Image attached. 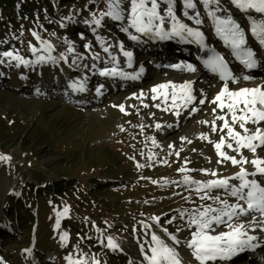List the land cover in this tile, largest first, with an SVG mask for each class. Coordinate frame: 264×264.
<instances>
[{
	"label": "rangeland",
	"instance_id": "374dc122",
	"mask_svg": "<svg viewBox=\"0 0 264 264\" xmlns=\"http://www.w3.org/2000/svg\"><path fill=\"white\" fill-rule=\"evenodd\" d=\"M65 2L71 3L72 0H62L61 7ZM12 3L14 4V1ZM23 3L28 8L21 14L26 16L25 22L29 24V31L36 32L41 41L51 44V51L55 55H51L50 52L43 53L41 42L36 40L31 33L26 34V38L15 47L11 43L13 41L12 28L0 17V53L12 51L30 61L29 64L19 67L16 66L15 61L10 62L7 58H3L4 62L0 63V111H5L0 114V157H4V159H0V208L3 206L2 213H4V207L11 208L10 200H13L14 197L20 196V200L23 201L21 193L24 195L30 193L36 197V193L40 190L41 193L53 191L55 195H58L57 190L65 187L64 193L70 194L77 201L76 209L73 208L75 215L86 213L93 217L94 223L101 226L105 223L103 218H100L102 209L108 214L122 212L124 215L118 220L114 219L112 224L129 228L127 232L114 240L121 251L129 255L124 254V257L118 258L113 254H107L104 261L100 262L91 250L83 245V248H77L80 246L77 244L75 245L77 249L73 250L74 256H71L74 260H77L75 258L77 256L84 259L87 264H93V259L98 260L99 264H129L130 261L134 264H146L140 252V245H144L147 250L150 247V232L154 231L169 246L176 250L182 249L178 253L187 264H198L191 257L190 250L184 243L186 239L190 238L191 231L187 228V214L197 207L213 202L201 200L199 198L201 194L195 191L196 185H184L182 183L183 176L188 175L194 180L206 182L209 179L234 175V167L229 162L216 163L218 157L214 152L213 143L209 142H218L220 136L226 132L213 133L210 123H202L214 117L212 110L216 108V105L210 103V100L218 89V84L216 85L217 89L212 92L204 105L195 101L188 108H184V111H188L189 114L195 115L198 112L201 114L195 118L198 125L194 132L185 131L174 136L179 129L175 124V127L168 128V133H165L164 127L171 122V119H174L175 115L163 111L164 108L157 110L154 105L158 104L157 102L161 99L153 101L150 89L164 81L183 83L187 74L185 71L161 68L163 61H168V64H176L175 61L170 60L169 51L158 55L162 57L161 59L156 57L150 61L149 56H146L149 54L150 43L141 38V42H139L141 47L133 50L135 65L130 70L137 69L141 63L139 60L144 58L142 66L149 77L142 81L145 84L144 87L137 86L136 94L128 95L125 94L127 90L117 89L120 86V80L114 82L110 79V82L109 77H106L103 82V80L101 81L102 76L99 75V71L105 68L103 66H108L111 61L109 53L115 56L117 51L118 55L115 56L117 63L112 66L130 74V70H124L125 63L119 49L121 44L124 49H133L129 44L130 41L119 38V35H125L128 38V33L120 30L126 22L112 21L108 17L101 18L100 16L101 13L108 10V0H99V5L97 2L90 4L85 0L83 8L86 11L82 12L77 22H72L74 28L69 27L70 21L63 22L66 14L72 9L71 7H65L66 14L60 9L58 10L59 15L54 14L53 16L47 8L46 0H23ZM194 3H197L198 7L194 11L187 10L189 14L192 15L196 11L202 13L203 7L199 0H194ZM123 7L127 9L129 6L124 4ZM165 8L166 5L161 4L159 10L163 12ZM174 11L178 18L186 19L182 15L183 9L180 0H177ZM94 16L101 19L100 27L91 23ZM85 21L89 23H85ZM61 22L63 23L61 24ZM40 23L42 24L40 25ZM108 32H113V35L108 36ZM130 32H134V30L130 29ZM31 39H35L37 42L39 49L36 53L29 50ZM171 41L173 39L166 41L169 47L172 45ZM86 44L90 47L85 48ZM70 45L73 48L72 52L68 51ZM108 45H111L109 53H105L103 46ZM97 53L100 59L94 60L93 57ZM49 55L55 58V62L47 60L44 63H31L36 60L37 56L47 58ZM65 60L68 61V64L65 63ZM152 64L158 67H152ZM87 72L96 73L97 77L88 78L85 75ZM67 73L75 78L69 80ZM193 74L196 75L197 72ZM257 76L260 75L253 77ZM54 78H62L70 83L84 82L91 89L92 95L88 101H76L75 103H66L58 97L46 95L42 92L41 86ZM98 79L103 82L101 92L110 90L109 92L98 94L95 91L101 86L93 85ZM193 79V75H191L189 80L193 81ZM206 81H209L208 78L202 74L196 79V83ZM240 84L242 83H230L229 87L236 89L241 87ZM198 91L199 89L196 88L195 92ZM140 93L144 94L143 97L136 98ZM120 106L124 108L123 112L120 110ZM193 106H198L200 109L193 113L189 110ZM222 113L217 109L216 114ZM189 114H186L181 122H185ZM5 120L12 122L11 133L2 128ZM156 124H160L161 127L157 129ZM219 125L220 123L217 121V126L219 127ZM159 134H163L162 139L158 138ZM202 135L207 136L208 139H201ZM165 136L170 139H165ZM153 140L156 141L155 144H153ZM122 144L123 147L118 149ZM63 145L67 147L65 151H62ZM92 145L99 147L96 148ZM168 145H172V147H168ZM224 150L229 154L230 150L227 148ZM104 151H108V159H105ZM262 151L264 152V149ZM177 152L179 156L176 155ZM214 155L215 159L212 158ZM124 158L127 160L125 161ZM165 161L167 163H164ZM111 164L116 169L112 168ZM181 167H185L189 171L181 173L178 171ZM200 170H205L206 173L216 171L218 176L213 177ZM119 172H125V176H128L129 173L134 174L128 177L134 176L135 179L121 185L119 193L109 192L106 187L117 183L115 179ZM151 180L155 182L156 186L142 185ZM165 180L166 184L172 188V192L171 189L165 191L168 189L164 185ZM23 190L28 193L22 192ZM218 192L222 199L229 200L230 203L234 202V198L227 197L224 191ZM216 194L217 191L214 190L212 195ZM113 202H117L115 206ZM192 203L197 204V207L188 208L186 206ZM34 207L33 204V213ZM172 212L174 214L183 212V219L179 218V221L163 228H167L169 233L175 234L179 238V245H174L163 231L155 226L152 219L158 216L159 218H168V213ZM13 215L15 216V214ZM58 215L57 212L53 213L46 207L44 213L40 211L39 215L34 216L36 218L35 231L38 229V222L40 234L43 235L37 244H43L44 251L51 250L55 243L68 246L72 240L69 233H62L59 230ZM18 217L19 214L16 218ZM256 218L259 219V215ZM240 219L252 222L253 215L241 216ZM237 222L238 219L234 223L241 224ZM145 224L151 227L144 228L142 225ZM178 228L181 231L177 232ZM218 231H227V228L224 227L223 230ZM247 231L251 235L257 234L264 237V232L255 227L253 223L249 225ZM65 234L67 239L62 240L61 237ZM49 236L53 237V242ZM76 241L78 238H74V242ZM18 242L15 239L8 247H0V259L4 260L3 264H11L8 262L11 257L16 261L14 257L18 252ZM9 250H13V253H9ZM48 259L49 261L38 260L36 264H60L62 258L53 255ZM17 264H25V261L20 260Z\"/></svg>",
	"mask_w": 264,
	"mask_h": 264
},
{
	"label": "snow or ice",
	"instance_id": "6c2138e0",
	"mask_svg": "<svg viewBox=\"0 0 264 264\" xmlns=\"http://www.w3.org/2000/svg\"><path fill=\"white\" fill-rule=\"evenodd\" d=\"M183 9L182 15L187 20L193 22L195 25L200 26L205 21L201 16L206 14V17L211 20L214 28L215 35L223 41L227 48H230L232 54L236 57L241 65L247 70L257 68L258 61L256 59V52L248 47V41L245 37V27L238 23L233 16L228 12L222 4V0H199V3L204 9V13L196 11L190 15L187 10H194L197 8V3L194 0H180ZM177 0H108V10L100 14L101 18L108 17L112 21H125L120 30L128 33V39L131 41H139L141 36L148 37L149 39H159L167 41L177 39L184 43H195L200 46L201 50L205 49V34L200 31L198 27H190L187 23L182 22L178 18L177 13L174 11V6ZM230 6L234 7L240 13L245 14V23L250 25L251 36L258 41V46L264 49V0H228ZM128 4V8L123 7ZM161 4L166 5L163 14L160 9ZM211 6V7H210ZM218 13H221L218 15ZM255 14L259 18H254ZM170 22L171 27L168 28ZM85 23H89L85 21ZM91 23L97 27L101 26V19L93 17ZM134 30V32H130ZM135 33V34H134ZM32 36L41 42L45 51L50 52L52 45L46 41H41V38L36 32L31 33ZM139 34V35H137ZM90 47L85 45V48ZM109 47L103 46V51L109 53ZM122 56L126 58L128 67L132 66L133 52L124 49V46L119 45ZM29 50L33 53L37 52L35 47L29 45ZM69 52L73 51L71 45L68 48ZM3 58H7L10 62L15 61L16 66L27 65L30 61L23 59L18 53L14 54L12 51H4L0 53V63H3ZM109 58L115 65L117 63L116 57L109 53ZM94 60H99L97 53ZM47 60L55 62V58L49 55L47 58L37 56L35 61L31 63H44ZM204 66L212 73H216L222 81V86L219 92L210 100V103L216 105L213 108L214 118L210 122L211 131L216 133H226L220 136L218 142H212L218 157L216 163L224 164L230 162L233 167H238V172L235 175L228 177H220L217 179H209L206 182H201L192 179L188 175L183 176L182 183L184 185H196L195 191L201 194V200H211L213 203H206L195 210L188 212L187 228L190 231V238L185 240V246L190 250L191 257L198 262V264H206V262L215 261H231L233 258L243 254L246 250H252L258 247V237L250 235L245 230L243 224L234 223L235 220L241 216H246L250 213H258L259 219L253 216L252 223L258 227L260 231L264 232V158L256 155L258 149H264V85H256L254 87H238L231 89L229 84H239L242 79L250 81L253 79L249 75L236 76L229 69L228 63L224 56L217 53L215 50H210L207 59L203 60ZM87 67V65H86ZM169 67L195 73L196 67L192 64H172ZM144 69L141 68L140 72L135 75H127L122 70L113 66L111 68L105 67L99 71L102 77L119 76L123 79L137 80L143 74ZM73 91L84 92L85 84L81 82H73L69 84ZM96 88L95 91L100 94L101 88ZM171 89V91H165ZM177 89H179V99L181 104H177L178 96ZM151 99L153 101L158 98L162 103L171 98L172 104L167 105L163 111H173V115L179 116L180 107L188 108L197 100V96L193 94L194 87L191 80L185 81L180 84L173 82L160 83L150 89ZM140 93L136 98L143 97ZM205 99L198 100V104L204 105ZM147 107L148 105H144ZM160 108V104L154 105ZM217 109L224 114H216ZM123 112L124 108L120 106ZM195 113L198 109L193 106L189 109ZM230 117V119L226 118ZM216 121L223 123L218 127ZM202 123L208 124V121ZM252 125L253 127H249ZM160 124H156L159 129ZM237 128L239 130H237ZM201 139L207 140L208 137L202 135ZM183 139V138H182ZM156 143L155 140L152 141ZM190 143V141H189ZM172 147V145H168ZM227 148L236 155H229L223 149ZM242 150H247L252 153V159L243 155ZM195 151V150H194ZM179 156V153H176ZM4 159V157H0ZM187 162V161H186ZM164 163H167L166 161ZM253 166L252 171H248L244 167L245 164ZM143 167V165H140ZM179 172L184 173L189 171L185 167L178 169ZM205 172V170H200ZM213 177H217L218 173L212 171L206 173ZM249 177H252L251 179ZM255 177H260L258 180ZM231 181H238V184H232ZM214 190H223L224 193L234 198V202L222 199L217 191L216 195H212ZM216 205V206H214ZM67 212V209H65ZM184 213H180V218L183 219ZM154 224L160 228L163 233L172 241L174 245H179L180 240L175 234L168 232L167 228H163L159 223V217H153ZM173 221L168 220L171 224ZM59 226V220H57ZM144 228H150L149 225H142ZM220 227L227 228V231H218ZM194 229V230H192ZM135 231V230H134ZM181 229H177V232ZM66 240V234L61 237ZM150 247L145 249L144 245H140V252L143 261L146 264H185L180 258L176 248L169 246L162 240L154 231L150 232ZM108 248L112 250H120L119 245L112 239H107ZM150 253V254H149ZM68 264H87L83 259L74 260L71 256L65 258ZM93 264H99L98 260L93 259ZM129 264H134L130 261Z\"/></svg>",
	"mask_w": 264,
	"mask_h": 264
},
{
	"label": "bare ground",
	"instance_id": "6f19581e",
	"mask_svg": "<svg viewBox=\"0 0 264 264\" xmlns=\"http://www.w3.org/2000/svg\"><path fill=\"white\" fill-rule=\"evenodd\" d=\"M187 22V24L190 26V27H194L195 25H192V23L189 21V20H187L186 21ZM171 27V24H170V22L168 23V28H170ZM201 31V30H200ZM109 35H112L113 34V32H109L108 33ZM135 34V33H134ZM137 35H139V34H137ZM142 37H144L145 39H147L148 41H149V43H153V44H161L162 42H164V41H161V40H159V39H149L148 37H145V36H142ZM215 37H217V36H215ZM119 38L121 39V40H127L126 39V37L124 36V35H119ZM137 42H135V43H133V49H137L138 47H139V44H136ZM193 44H195V43H193ZM206 44H210L209 42H207ZM211 44L214 46V44L211 42ZM210 44V45H211ZM125 50H128V49H125ZM129 51V50H128ZM224 52V50H222V52H220V54L223 56V53ZM115 56H117L118 55V51L114 54ZM122 57V59H123V61H124V57L123 56H121ZM234 61H237V62H239L237 59H235ZM125 63V62H124ZM199 64H203V61H199ZM113 65V63L110 61L109 62V65L107 66V67H111ZM258 65L260 66V68L263 70V65L261 64V61L258 63ZM113 67V66H112ZM141 68H143V66L141 65L140 66ZM258 67V66H257ZM202 68H204V67H202ZM131 69V68H130ZM129 69V70H130ZM175 69V68H174ZM205 69H207V68H204V70ZM255 70H256V68H255ZM182 72H184L183 70H182ZM206 72H207V78H208V80L209 81H206V82H204V83H196V79H194L193 81H191L192 83H193V86H195V91H196V88H198L199 89V91L198 92H195L194 91V95H196L197 96V100H196V102H198V100L199 99H201V98H203V99H205V101L210 97V95L212 94V92H214V90L215 89H217V83H218V86H219V88H221L220 86H222V81H220L219 80V78L216 76L217 74L216 73H212L210 70H206ZM262 72V71H261ZM89 74H92V75H95L96 73H89ZM130 74H133V75H135L136 74V70H130ZM67 76H68V79L69 80H71V79H74L75 77H72V76H69V74L67 73L66 74ZM236 76H241L240 74H237ZM109 77V78H108ZM118 76H115V77H112V76H107V78L110 80V78L112 79V80H115V78H117ZM104 78H106V77H104ZM147 77H143L142 78V76H140L139 77V79H137V80H133V81H131V82H129L130 83V85H128V86H126V87H123L122 88V90H127L126 92H125V94H128V95H134V93L137 91V86H145V84L142 82L144 79H146ZM121 79H123V78H121ZM198 79V78H197ZM261 80V76H257V77H253V79L248 83V84H246V85H244V84H240L241 86H252V85H254V84H256V80ZM103 80V82H104V79H102ZM101 80V81H102ZM108 81V80H107ZM240 81H242V79L240 80ZM240 81H239V83H240ZM167 82H173V81H164V83H167ZM174 83V82H173ZM58 87V86H57ZM217 89L215 92H214V95L216 94V93H218L219 92V90L220 89ZM231 88V87H230ZM167 91H171V89H168ZM102 93V92H101ZM137 93V92H136ZM135 93V94H136ZM180 93H179V89H177V96L179 95ZM170 99L171 98H169L168 99V101L166 102V104L165 103H162L161 102V100L160 101H158L157 103L158 104H160L161 105V107L160 108H157V110H160L161 108H165L167 105H171L172 104V101H170ZM95 103V102H94ZM177 104H181V101H179V99L177 100ZM197 107V109H199L200 107H198V106H196ZM176 109H172V110H169V111H166L167 113H169V114H171V115H173V111H175ZM179 111H180V115L179 116H176L175 115V117H174V119H171L170 121V123L169 124H167L165 127H164V132L165 133H168V128H173V127H175V124H177L178 125V131L175 133V135L174 136H176L177 134H181L182 132H185V131H187L188 133H192V132H194L195 131V128L197 127V125H198V121L195 119V118H197V117H199L201 114L198 112V113H196L195 115L193 114V115H191V114H189L188 113V111H184V108L183 107H180L179 109H178ZM224 112H226V110H224ZM224 112L222 113V114H224ZM186 114H189V116H188V118L186 119V121L185 122H181V120H182V118L186 115ZM213 118L214 117H212V118H209L208 119V122L210 123L212 120H213ZM226 118H228V119H230V117H226ZM217 122V121H216ZM222 121H220V123H221ZM226 132V131H225ZM158 138H160V139H162L163 138V134H159L158 135ZM165 139H170L168 136H165L164 137ZM92 146H94V147H96V148H98L99 146L98 145H92ZM121 147H123V144L122 145H120V147H118V149H120ZM214 152H215V149H214ZM213 159H215V155H214V157H212ZM7 178H9V176H7ZM219 178V177H218ZM4 180H5V177L3 178ZM232 182V181H231ZM236 182H233L232 184H235ZM72 187H74V186H72ZM215 191H220V190H215ZM114 193H118L117 191H113ZM117 202H113V204H114V206H115V204H116ZM102 204H103V202H102ZM7 214H9V215H7L8 217H6V219H7V222L9 223V224H11L12 223V219L10 218L11 217V215H10V213L9 212H7ZM111 214V213H110ZM258 215V214H257ZM224 229V227H220L218 230H223ZM76 235V238H80L81 237V235H79V234H69V236L74 240V236ZM92 235V234H91ZM255 235H257V234H255ZM258 236V235H257ZM259 242H261L260 240H257V243H259ZM256 243V242H255ZM96 248H99V246H96ZM9 253H13V250H9ZM259 253H261V255H263V253H262V251L259 249ZM215 263L216 264H220L221 262L220 261H215Z\"/></svg>",
	"mask_w": 264,
	"mask_h": 264
},
{
	"label": "trees",
	"instance_id": "16d2710c",
	"mask_svg": "<svg viewBox=\"0 0 264 264\" xmlns=\"http://www.w3.org/2000/svg\"><path fill=\"white\" fill-rule=\"evenodd\" d=\"M10 1H14V4ZM33 1V0H31ZM46 2L48 3V10L53 14H56L58 16L59 12L58 10L62 9L63 12L67 11L65 7L68 6V3H64V6L61 7V2L62 0H46ZM73 2V6L71 5V7L74 8V14L76 15L77 13V9H76V4H83V1L80 0H72ZM10 6H12V8H10ZM26 8H28L24 3L23 0H0V11L2 12V14L0 15V17L5 21L4 23L8 24V26H11V31L15 32V35L18 36V38H20L21 40L24 39V35L23 34H28L31 33V31H29V24L26 21V16L22 15L21 12L24 10H27ZM7 9V10H5ZM68 13L67 16L71 17L70 20H75L76 16ZM42 23H40L41 25ZM68 27V26H67ZM69 27H73V25H69ZM30 45L34 44L33 46H36L35 43V39H31L29 42ZM5 113V111H0V114ZM12 124L11 121L9 120H5L4 125L2 126V128H4V130L8 131V132H12V128L10 127V125ZM67 149L66 145H63V150L65 151ZM103 155L105 157V159L109 158V153L108 151H104ZM125 159V158H124ZM126 161V159H125ZM111 167L116 169V167H114V165L111 164ZM125 172H119L117 175V177H124ZM130 174V173H129ZM56 186H58L56 184ZM58 191L59 196H61L62 198L66 199L68 201V203H70L73 207L77 206V201L72 198V197H65L62 196L60 191ZM22 192H25V190H23ZM28 193V192H25ZM30 194V193H28ZM38 196H45L46 198L51 199L52 194L49 193L47 195H43L42 193H38ZM55 201H59V197L58 196H54L53 197ZM21 204L20 202L18 203V205ZM164 222H166L165 219L160 220V223L163 224Z\"/></svg>",
	"mask_w": 264,
	"mask_h": 264
}]
</instances>
